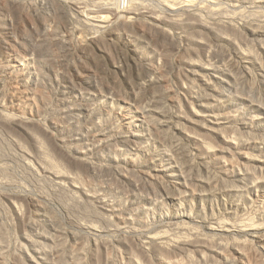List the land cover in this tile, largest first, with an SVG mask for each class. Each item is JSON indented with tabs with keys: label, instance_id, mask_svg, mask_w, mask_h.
<instances>
[{
	"label": "rangeland",
	"instance_id": "374dc122",
	"mask_svg": "<svg viewBox=\"0 0 264 264\" xmlns=\"http://www.w3.org/2000/svg\"><path fill=\"white\" fill-rule=\"evenodd\" d=\"M9 1L0 0L3 6L2 8L0 3V26L5 27L6 34L10 35L8 39L12 42L22 41V49L20 47L14 49L17 54L19 52L18 55L22 61L17 64L18 70L24 69L28 77L41 78V75L45 76L44 72H47L49 67L56 66L54 68L59 73L69 75L71 71L67 64H77L79 65H76L77 69L81 70L86 67L85 63H88V67L93 69L96 76L95 83L97 82L100 89L98 96L92 89L71 94L60 81L59 76L51 75L50 81L45 80L52 104L49 106L50 109L47 108L49 115L45 114V117H48L44 120L45 125L50 122L49 120H55L54 122L57 121L59 125H63V119L58 113L63 107L62 98L72 101L82 94L90 101L92 100L91 110L95 108L101 110L97 121L107 122L111 130L120 128L122 116L131 120V130L137 135L136 144L124 147L120 143H115L116 153L120 156L135 158L137 163L134 171H131V174L128 173L129 176L125 174L128 178H124L116 170H106L108 168H98L93 172H79L84 181L96 185L97 193H100L104 199L114 202L119 215L112 217L110 223L84 216H77V218L80 217L77 219L59 205L56 198L58 189L52 178L38 169L30 171L24 168L26 160H30L35 167L42 161V157L33 146L25 138L21 139L23 137L16 132L10 131V134L9 131L7 133L0 131L2 132L0 144L3 141L9 144V147L4 143L3 146L0 145L7 148V155L2 153L0 156V232L2 231L0 237L8 242H4V247L0 248V256L3 257L1 258L3 263H1L19 264L18 260L22 257L19 244L23 241L21 239L23 232L31 237L44 232L52 239L56 235L57 244L59 241L65 244L67 249L65 259L68 262L74 248L82 247L83 252L84 247L87 249L86 245L91 246L97 238V241L107 240L110 244L106 250L109 252L107 254L112 264H134L129 259L131 257L129 255H132L129 253L132 251L123 245L124 238H126L124 242L134 246L135 251L138 244L145 242L149 235H162L163 242L170 247L166 254L164 253L166 261L170 262L168 264H173L171 260L178 264H264V37L258 38L252 34L254 30L264 33V0H165L166 2L164 0H133L140 1L145 7L155 12H163V6L167 2L171 6L178 4L175 5L178 7H173L177 14H183L182 18L186 19L195 15L212 25L216 24L214 17L231 19L237 27L236 46L230 42L216 41L208 33L205 37L206 46L201 47L195 55L191 56L209 68L208 72L201 73L203 79H189L184 67L178 61V56L170 51V63L163 70L164 83L167 90L169 89L171 98L179 100L185 114L184 118L182 115V117L177 115V110L170 99L157 100L154 91L144 86L150 76H142L140 72L135 71V67L129 62L125 48L121 47L118 41L119 46L116 42L109 41L105 32L102 34L106 36L102 46L107 48L112 56L111 61L116 64L114 65L117 69L113 68L109 61L100 57L96 51L94 52L95 44L89 41H87L86 51H89L91 55L93 53L92 57L90 55L86 59V56L83 57L84 55L76 50L68 58L67 55L65 56L67 60H60L65 59L60 58L58 54L60 52L62 55L64 48L58 43H54L57 44L56 46L52 44L55 37L53 35L64 31L66 36H63L64 33L59 35L65 39L75 38L73 34L70 35L71 32L74 33L73 30L84 27V23L80 20L82 18L77 16L78 11L73 4L82 2L86 9H91L95 8L93 5L96 3L113 4L112 2L115 3L117 0H52L56 6L62 5L61 7L65 8L64 14L73 20L70 18L67 20L64 14H61L63 11L57 13L61 8L59 5L55 12L56 6L54 5L53 8L51 0V3L47 0H19L20 3L23 1L22 5L19 2ZM120 1H124L123 7H125L126 0ZM48 2L52 4L53 9ZM179 2L188 4L190 15L184 12L182 3ZM88 5L91 6L87 7ZM54 19H60L57 20L58 22L63 19L65 21L60 24ZM66 21L68 27L65 26ZM43 23L50 28L45 27ZM57 24L62 30H58ZM52 27L55 30L53 34L50 32L53 30ZM46 28L52 29L49 31L50 34L48 32V36H46L47 32L45 35L53 36L50 43L43 36L44 31L49 30ZM66 28L67 30H64ZM86 29H82L81 33L84 31L82 35L101 34L93 32L94 30L90 28ZM168 30L178 42L181 40L180 43L185 44L184 33L181 34L182 37L180 36L181 30L172 31L169 28ZM65 31H69L70 34ZM118 31L121 32L119 29ZM176 32L179 34L177 35ZM2 35L3 38L6 36ZM43 38L48 41L46 42L45 39L44 42ZM73 38L71 46L75 47L79 39ZM132 38L136 39V37ZM40 42L43 44L42 47V44L39 45ZM134 42L136 43L137 39ZM144 42H137L139 47L137 48L152 57L150 52L153 44L147 45L149 41ZM46 43L50 45V47L48 45L49 49H45L49 50L47 53L54 52L53 55L58 56L54 64L49 60L45 61V57L49 54L47 55L46 51L44 53V49H40L46 48ZM154 46L153 50L158 49L159 52V57H155L154 61L160 65L164 64V52H160V44H154ZM35 53L44 54L38 56ZM74 53L78 55V58ZM8 54L0 55V87L3 90L8 88L5 85L7 82H4L3 70L7 66L5 63L13 65L10 64L12 57ZM40 56L45 58L43 64L41 58L39 59ZM94 57L96 59H92ZM83 60L85 63H80V61L84 62ZM87 60L94 61H89V64ZM48 63L53 66H49ZM36 73L38 76L35 75ZM182 81L195 82L190 84V92L196 99L186 98L181 89ZM2 84L4 86H1ZM96 84L94 89L97 88ZM197 114H204L207 119L200 124V128L188 122L190 120L197 124ZM70 122L80 124L81 118H75ZM91 127L85 126L83 129L88 131ZM177 128H181L183 132L180 133ZM188 136L198 137L208 145L201 148L193 138ZM14 137H20L17 138L19 142L23 141L20 143L26 147L27 157L15 147L14 140H18ZM11 138L13 144L10 142ZM3 152L6 153L5 150ZM148 176L153 177V182ZM63 195L68 197L67 193L63 192ZM32 198L39 201L48 215L56 217L59 223L55 228L56 231L47 226L42 219L39 221L36 208L28 201ZM12 202L18 203L21 207V214L24 217L22 223L11 207ZM76 220L82 225L98 226L97 237H91L92 235L83 229L77 230ZM32 222L36 225L35 223L32 225ZM119 227H122L126 237L119 236L116 231ZM77 231L80 233L75 241L71 235ZM53 248V244L49 243L47 246L49 258L54 255ZM152 255V253L149 254L151 262L156 264ZM139 259L141 261V258ZM88 262L93 264V261L89 259L87 264Z\"/></svg>",
	"mask_w": 264,
	"mask_h": 264
},
{
	"label": "bare ground",
	"instance_id": "6f19581e",
	"mask_svg": "<svg viewBox=\"0 0 264 264\" xmlns=\"http://www.w3.org/2000/svg\"><path fill=\"white\" fill-rule=\"evenodd\" d=\"M11 1L14 3L15 2L20 3L19 0H11ZM47 1L51 3L52 0L51 1L47 0ZM117 1H115V3L112 2L113 4L96 3V5H93L95 8H91V9H86L85 4L82 5L83 4L82 2L74 3L73 6L78 11L77 16H80L82 19L80 18L79 19L84 23L83 24L84 27H81V28L82 29L87 28L86 30L90 28V30L91 29L94 30L93 32H98L101 34L93 35V34L86 33L85 35H82L84 31L81 33L82 29L80 28V25H79L80 29L73 30L74 33L71 32L70 34L69 31L73 29L72 28L73 25L70 24L71 23L70 22L69 25H72V27L71 26L69 27H71L72 29L70 28L71 30L65 31V32L66 33L69 32L67 34H70L71 36L73 34L75 38L79 39V42L75 45V47H73L71 46L73 37L69 39L67 38L68 39L67 40L65 39V37H63V36H66L64 31H62L64 35L63 33H59L58 31V33L62 34L63 36L59 34L57 35V33L55 32L56 34L53 35L55 37L53 38L54 42H52V44L58 43L59 45H61V47L64 48L62 51V55L60 54V52L58 53L60 55V58H65L66 55L68 58L74 51L77 50L78 52L84 55L83 57L86 56V59H87L91 55L89 51H86L87 41H89L95 44V47H94L95 50L93 48L94 52L96 51L98 55H100V57H103L105 61H109L112 67L117 69V67L115 66L116 64L114 62L112 63L111 61L110 57L112 56H110L107 48L105 46H104L105 48L102 46L104 45L102 44V41L103 40L105 41V37H106V36L104 37V35L102 34H104L105 32L108 35V37H110V38L106 37L109 41L114 42V43L115 42L117 43L118 41L122 45L121 47L125 48L124 50L127 51V54L129 56V62H131V65L135 67V71L140 72L142 76H150V79L145 83L144 86L154 91L155 97L157 100H161L164 98L170 99V102L173 104L174 108L177 110L176 111L177 115L180 117L183 116L184 118L185 114L181 108L179 100L178 99L175 100L171 98L170 93L168 92L169 89L167 90L165 83H164L163 70L170 63L169 54L172 52L178 56V61L180 65L184 67L187 77L189 79H193V80L203 79L204 77L201 73L208 72L209 68L205 66L204 64L199 63L198 60L192 58L191 56L195 55L196 52L201 47L206 46L205 37L208 33H210L216 39V41L225 42V43L230 42L236 46L235 44L236 37L238 36L236 25L231 19H216L217 17H214L215 22H216L215 25L205 23L204 21L195 17V15L194 17L193 15H191L192 17H188V18L186 17V19L182 18L183 14L182 15L180 14L181 15L180 17V15L176 13L175 8L173 7L178 4H175V5L172 4L171 6V4L167 2L163 6V9H164L163 12L162 11L155 12V10H150L147 7H145L140 1L126 0L125 7H123L124 1H120V0H119L120 2L119 1L117 2ZM8 2L10 1L8 0ZM50 3H49L50 7L53 4V8H54V5H55L54 2L52 1V4ZM179 3H182V2H179ZM183 3L181 7L183 8L184 12H188L187 14L190 15L191 13L189 12L188 4L185 5ZM20 4L22 5L23 1ZM58 5L59 4H57V6ZM1 6H2V3H1ZM16 6L18 7V5ZM57 6L56 8H54L56 9L55 12H57ZM59 6L61 7L62 5H59ZM89 6L91 5H88L87 7ZM175 7H178V6H175ZM53 8L51 7V9ZM60 9H58L59 12L57 13H60V11L61 12L63 11V13H61L63 15L65 12V10L63 9L65 8L63 7L62 10ZM49 11H50V8H49ZM57 13H55V15ZM67 13L69 12L67 11ZM64 16L67 18L65 14ZM60 19H57V20L59 21ZM74 19L76 18L74 17ZM62 21H65V19H63ZM61 22H58V23L61 24ZM66 23L67 21L65 22V26H66ZM43 24L45 25V27H49V26H46L45 23ZM57 25L56 26L59 27L58 30H62L60 29L61 27L59 26V24ZM57 27L55 28L56 31H57ZM41 28L43 29V27ZM49 28H46V29H49ZM74 28L76 29V27ZM168 28L171 29L172 31L181 30L180 36L182 33H184L183 42L185 44H181L180 43L182 42L181 40L178 42L176 40V37L175 36H174L175 38L173 37L171 32L168 30ZM52 29L44 31L45 34L43 33L44 34L43 36L44 37L48 36V32ZM118 29L121 30L122 33L121 32L119 33ZM64 30H67V28ZM6 31H5L4 26H0V55L5 56L6 54L9 53L8 55L12 57V59H10L12 63L10 64H13V65H9L8 63H5L7 64V66L4 67V70L2 69L4 72L5 80H6V81L4 80V82H7V84L5 85H7L8 88H6V90H3L0 87V97H1V100H0V131H6V133L8 131L9 133L10 131H12V133L16 132L23 137L21 139L25 138L26 141H28L33 146L34 150L42 157V161L38 163V165L35 167L32 164V162H30V160L29 161L26 160L24 163V168L30 171L38 169L40 170V172H42L43 174L53 179L58 189L56 198L59 202V205L67 213H71L69 215H72L76 218L77 216H81V217L84 216L88 218H93L94 220L97 219V220H102L106 223H110L111 222L110 219H112V217H117L119 215V211L117 210L116 205L114 204L113 201L104 199L100 193H97L96 185L92 184L91 182L84 181L81 178V175L79 174V172H82V171H85V172L92 171L93 172L97 170L98 168H108L106 170L108 171L116 170L124 178H128L129 176L128 173H130L131 171H134L136 167L135 164L137 163L136 161L137 159L118 155V153H116L115 143H120L124 147H130L136 144L137 135L131 130V127H130L131 120L126 116H122L120 128L117 130H111L107 122L97 121V117L101 113V110L98 108L91 110L92 100L90 101V99L86 98L85 96L81 94L79 98L72 100V101H68L65 98H62L63 107L59 109L58 113L63 119V122H64L63 125H59L57 121L54 122L55 120L54 121L49 120L50 122L45 125L46 122L44 120L48 119V117L47 118L45 117L46 116L45 114H48L47 112L49 111L50 109L49 106L51 104V98H50L51 95H49V93L46 90L45 80L50 81L51 75H53L54 77L59 76L60 81L63 82L65 87L70 90L71 94H74L76 91L77 92L80 91V93H82L81 90L92 89L93 92L98 96V94L100 93V89L98 88V85L96 84L97 82L95 83L96 76L94 72L92 71L93 69L89 68L88 63H85L84 60H83L84 62L80 61V63H85L87 65L85 68L81 70L80 68L77 69V66H79L77 64H76L77 66L72 65L74 63L67 64L69 70L71 71L69 75H65L63 72L59 73L54 68L56 66L49 67L55 62H57L56 60L58 56L57 57L54 56L53 55L54 52L53 54L47 53V51L49 52V50L46 51L45 49L48 48L49 44L47 45L46 43L47 45L46 48L44 47L40 49H44V51L43 50L42 51L44 53L46 51V54L47 55L49 54V56L45 57L44 55L46 59L44 57H41L43 56L44 53L41 54L42 52L40 51L41 53L39 54H41V56L39 57V59L41 58L40 59L41 63L44 61V59L45 61L49 60L50 63L53 62L51 65L48 63L49 64L48 66L49 68H47L48 73L45 70H44L45 72L41 70L42 72H44L45 76L41 75L42 76L41 78L28 77L24 69L18 70V68H16L17 64L19 62L21 63L22 61H20V56L18 55L19 52L17 54V52L14 51V49L16 47L21 48L22 41L20 43L18 41L12 42L11 39H8L10 35L8 36V33L6 34ZM35 31L36 30H34V32ZM53 31L55 30L53 29L52 31H50L52 32L51 34L54 33ZM46 32H47V35H46ZM177 33L179 34V32H176V34ZM2 34L6 36L3 38ZM252 34L253 36L258 37V38L264 37V33L258 30H254ZM51 37H46L49 40L48 41L45 38L46 42L48 41V43H50ZM132 37H136L137 42L139 43H143L144 41H149V43L146 42L147 45L153 44L154 46V44L155 45L160 44L161 46L160 52L161 53L164 52V57H165L164 64L160 65V63H156L154 61L155 57L157 58L158 53H159L157 51L158 49L153 50L155 49L154 47L156 46L154 47L152 46L153 49L151 48L152 50L150 52L152 54V57H149L147 56V54L144 53V51L142 52V50L140 51V49H138L139 48L137 45L138 43L137 42L135 43L134 41L136 39L134 38L135 40H133ZM45 39H44V42H45ZM44 42L42 40V43L45 45ZM42 43L40 42L39 45H41ZM43 44L41 45V47L43 46ZM54 45L56 46L57 44H54ZM117 45L119 46L118 43ZM23 46H25V44ZM158 46L159 45H157V47ZM60 49L62 50V48ZM93 50L91 52H93ZM35 51H38V50H35ZM10 52H12V54H10ZM35 54H38V53H35ZM77 54L75 55L78 58ZM67 58L60 59V60L64 61V60H67ZM92 59H96V57ZM89 61L91 62L92 60H89ZM127 62H128V59H127ZM44 63H47V62H44ZM35 75H37V73ZM189 79H187V81ZM182 82L183 83L181 84V89L186 95V98L189 97V98L196 99L194 96H191V92H190V89H191L190 84H194L195 82L194 83H192V81H189L188 83L185 81H182ZM94 83L97 85L96 86L97 88L95 89H94V86H95ZM3 84L1 86H4ZM97 96H95V98H97ZM203 106L206 107V105H203ZM48 107L49 109H47ZM197 115H198L196 116L198 118L197 124L194 122H191L190 120H188V122L200 128V124L203 123L204 121H207V119L204 114L202 115L197 114ZM75 118L76 119L81 118V123L78 124V123L70 122V120H73ZM85 126H92V127L91 129H88V131H86L83 129V127ZM177 130L180 133L183 132L181 128H177ZM188 137L193 138L194 141L197 142L201 148H204L205 146L208 145L207 142H205L204 140L198 137H194V136H188ZM14 138L18 140L20 137L19 138L17 137L18 139L16 137ZM71 138H74V139L70 140ZM11 141H12V138L10 142ZM20 142L19 140L18 141L14 140V145H16L15 147H17V150L19 149L22 155L26 156L27 155L26 149H25L26 147H24L23 144H21L23 141L21 143ZM3 143L5 144L7 142L3 141L2 144L0 145L3 146L4 145ZM11 143L13 144V142ZM5 145L9 147V144L8 145L5 144ZM2 146H0V156H2V153L3 155L5 154L7 155V150H6L7 148L5 149ZM47 149H50V150L47 151ZM3 150H5L6 153L3 152ZM54 154L55 156L53 157ZM125 174H128V176ZM148 178L151 182H153L154 179L152 176H148ZM63 192L67 193L68 197L64 196ZM23 199L27 200L26 197H23ZM28 201L37 210V217L40 219V220L39 219L37 220L41 221L42 219L47 226H50L51 229H54V231H56L55 228L59 224L56 217H54V215H51V216L48 215L46 213L45 208L39 203L37 199L32 198V199H28ZM11 207L12 209H14L17 219L21 222L24 219V217L21 214L22 212L20 209L21 207H19L18 203H15V202L11 203ZM77 221L78 220H76L75 222L76 223L75 225L77 226V230L83 229L86 231V233L91 234L92 235L91 237H94L97 234H99L98 226H97L98 227L97 229L96 226H93L90 224L82 225L81 223ZM34 223L32 222V225ZM32 225H31V228H33ZM116 231L118 232L119 236L126 237L125 232L122 231V227L117 228ZM241 231H242V228H241ZM0 233H2V231ZM78 233L80 232L77 231V233H73L71 235L73 240L76 241L78 239ZM115 234L116 233H114V235ZM55 237L52 239L51 237L47 236V234L44 232L38 233L34 235V237H31L26 232H23L21 234V239L23 241H21V243L19 244V251L22 255V257L19 258L18 260L19 264H27V263L28 264H87L88 259L90 261H93V264H101V263L102 264H112V260H110L111 258L109 257V254H107L109 252L108 250H106L108 249L107 247L109 244L107 240L97 241L96 240L97 238L96 239L93 238L94 242L92 243V245L91 246L86 245L87 249L86 247H84L83 252L81 251L82 247L74 248L69 255L70 262H68L65 259V254L67 250L65 244L62 241H59L62 244H60L59 242L57 244L56 242L57 240ZM4 238L6 237L4 236ZM163 238L164 236L162 235H149L146 238L145 242H143L142 244H138V247H136L135 251L133 250L135 248L134 246L133 248L132 246H130L129 243L124 242L126 238H124L125 240L123 239L124 241L123 240L122 241H123V245L129 248L130 251H132L131 253H129V254H132V255H129V257L131 256L129 259H131L132 263L143 264L145 262V264H150V263L152 264L151 259L149 257V254L152 253L153 254L152 257L154 256V260L156 264H168L170 262L166 261V258L164 257V253L166 254V252L170 249V247L168 246V244L166 245L163 242ZM88 240L90 241V239ZM4 242H7V240L3 241L0 237V248L4 247L3 246ZM49 243L53 244V247H54L53 252L51 251L52 253H54V255H52L53 256L52 258L48 257L50 254L48 253V250H47V246ZM3 249H1V251H3ZM1 256H0V264L3 263L2 262L3 259L1 260V258L3 257ZM139 258H141V261L142 262L144 261V262L141 263ZM171 262L173 264L174 263L178 264L174 262L173 260H171ZM88 263L92 264V262H88Z\"/></svg>",
	"mask_w": 264,
	"mask_h": 264
}]
</instances>
